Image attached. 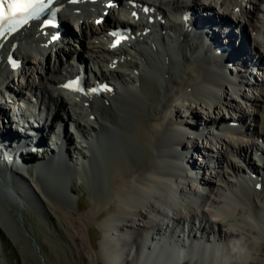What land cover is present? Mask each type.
Segmentation results:
<instances>
[{"label": "bare ground", "instance_id": "1", "mask_svg": "<svg viewBox=\"0 0 264 264\" xmlns=\"http://www.w3.org/2000/svg\"><path fill=\"white\" fill-rule=\"evenodd\" d=\"M122 2L120 11L123 14L127 13L123 7L124 2H129L136 4L138 9L147 8L148 14L154 10L158 15H163L166 24L162 31L170 30L177 39L161 35L162 44L154 46L146 42V37L140 36L131 44L125 43L113 49L110 45L112 41L106 39L107 29L116 24V17L109 14L111 10L103 16L100 14L101 10L91 9L88 4L70 8L62 0L69 16L66 18L65 13H62L60 25L64 27L70 24L84 37L85 41L78 36L74 40L85 53L93 54L91 66L97 68L98 79L117 81L109 95L86 99L65 90L63 81L75 72L70 68L67 73L66 68L70 67V63L65 59L64 64L61 59L68 53H74L76 49H71L67 41L60 45L49 44L58 34L55 33L54 26L33 25L3 45L5 54L15 45V55L25 67L20 69V78H17L22 83L14 81L11 84L17 87V91L8 90L9 98L0 93L1 109L16 111L18 108L14 100L29 107L31 103L29 98H25V92H43V102L37 98V103L44 106L42 112L40 110V117L47 112L49 119L56 115L58 119L74 122L81 137L71 134L70 130L66 131V137L76 154L74 160L73 153L69 152L67 157L70 158L66 161L64 154L47 147L46 143H50L53 137L46 141V123L39 124L40 120L37 122L39 131L43 130L41 134L31 132L28 128L18 134L2 125L0 178L6 181L5 178L10 177L13 187L6 190L1 187L0 190L9 195H16L18 191L21 193L18 196L22 195L19 197L24 201V196L28 194L21 190L22 186L25 188L27 184L40 189L38 181L43 172L52 176L51 172L55 171L53 175L57 176L59 185L68 196L69 179L81 178L88 173L95 156L92 147L97 144L105 145L103 138L107 137L111 153L106 157V183L102 178L104 169L101 167L98 169L102 178H99L98 193L96 196L89 194L92 204L90 211L79 218H74L69 211L61 213L66 227L78 240L85 237L83 226L98 218L102 219L98 220L97 227L101 237L98 252L94 254L99 263L143 264L141 260L145 258L149 264H179L174 257L179 256L183 258L181 264H242L248 259L246 254L230 253L225 248V243L236 244V241L233 242L236 231L247 234L256 232L258 239H264V159L251 158H256L253 152L257 153L260 149L257 141L260 140L264 145V70L255 77V81H262L261 84L246 81L242 86V78H237L239 84L234 83L237 80L226 78L222 69H211L210 61L196 62L197 53L204 52L199 44L194 46V43L182 42L180 45L175 42L183 31L178 23L185 12L198 7L206 12L211 8L214 15L231 19L230 22L235 21L239 27L243 24L246 38L253 47L254 54L257 53L260 58H255L256 63L264 67V0H246L245 4L240 0ZM114 9L115 6L112 10ZM148 17L139 19L137 29L141 32L149 30V35L152 34L151 31L159 35L157 30H153L158 28V24L148 25ZM96 22L100 25L96 26ZM45 31L49 33L48 37ZM153 41L156 44L159 42ZM223 43L227 45L225 41ZM129 45L133 47L138 62L129 59L126 51ZM164 51L167 53L164 54ZM51 59L54 62L51 63ZM4 61L0 63V77L6 73L2 69ZM81 62L83 63V59ZM161 62H166L165 67H161ZM239 69L242 70L240 65L234 72ZM158 76L159 80H156ZM9 83V79L7 82L2 80L0 86L7 87ZM251 84L253 85L250 86ZM244 88L251 91L252 97L242 91ZM233 96L243 104L239 105L241 103H237ZM7 99L13 103L10 104ZM18 111L26 116L30 115L26 109L20 108ZM211 113L215 119L221 118V123H228V116L240 117L250 128L249 133L226 127L221 134L205 135L209 149L206 151V144L203 145L200 138L194 142L193 135L189 132L194 131V122L201 121L200 125L213 123L209 121ZM187 116L191 117L184 119ZM88 131L95 132L92 133L94 136L87 134ZM33 143L36 145H32ZM199 143L202 148L199 154L188 157L190 152L187 149L195 144L200 148ZM26 144L20 152L19 148ZM80 144L85 145L81 151L78 150ZM7 151L14 152L12 158L26 166L24 172L15 175L4 155ZM40 151L47 155L41 159L48 161H29V154ZM203 155L217 158L211 162L213 169L218 166L217 170L210 176H193L194 180L186 177L180 169L181 165L185 161L188 166L193 165V162L199 163ZM233 155L239 157V161ZM55 156L62 157L58 166L54 165ZM74 161L77 163L71 167L68 163ZM240 163H246L251 170L255 167L260 172H255L253 178H248L244 165ZM103 210L108 211L106 216H102ZM172 222L177 226L185 222L188 229L192 225L190 232L180 235L186 243H191V249L178 251L180 243L177 242L180 240H174L171 230L166 231L172 228L166 226ZM165 241L173 249L164 247L163 244H167L163 243ZM181 245L185 247L184 242ZM146 251H149L151 257Z\"/></svg>", "mask_w": 264, "mask_h": 264}, {"label": "rangeland", "instance_id": "2", "mask_svg": "<svg viewBox=\"0 0 264 264\" xmlns=\"http://www.w3.org/2000/svg\"><path fill=\"white\" fill-rule=\"evenodd\" d=\"M193 4H196L195 1ZM75 47L72 46L71 49ZM132 62H138V60L132 58ZM161 63H159L161 67H165L166 62ZM124 72L129 73L130 71L124 70ZM62 73L63 70H61ZM156 80H159V76ZM248 95L252 97V94ZM235 101L240 102L239 105L243 104L240 99L235 98ZM123 125L125 124L123 123ZM87 133L91 132L88 131ZM120 139L122 140L121 137ZM103 142L105 145L100 144L99 146L97 144L95 148L92 147L95 156L89 169L90 172L87 170L88 173L82 175V179L77 177L69 179L68 196L64 194V188L59 185L57 176L53 175L56 173L55 171L51 172L52 176L43 172L42 178L38 181L40 189L23 183L26 187H21V190L27 192L28 195H23L26 198L24 201L19 197L22 195L18 196L21 206L16 204L14 194L9 195L0 190V264H101L96 260L94 254L98 252V242L101 237L97 227L98 220L102 219L98 218L91 224L83 226L85 237L83 240H78L73 237L72 231L66 227L61 213L69 211L74 218H79L80 215L90 211L92 204L89 194L96 196L100 187L99 178H103L105 181L107 176L106 157L111 153L108 145L109 138L104 137ZM43 151L29 154L27 156L29 161H36L37 163L45 161V158L41 159L47 157L46 154H41ZM36 153L38 154L36 155ZM6 157L8 162L9 160L15 162L11 166L15 175L19 173L21 168L24 169V165L20 164L21 162ZM252 157L257 160L254 156ZM68 160L67 158L66 161ZM101 167L104 169L102 178L98 172ZM8 187L11 189L13 186ZM15 190L19 189L15 188ZM18 194L21 193L18 192ZM107 213V210H103L102 216H106ZM256 215L260 216L259 213ZM234 233L236 234H234L233 242L236 241V244L226 242L227 251L233 254L238 252L246 254L248 259L242 264H264V239H258L256 232L247 234L236 231Z\"/></svg>", "mask_w": 264, "mask_h": 264}, {"label": "snow or ice", "instance_id": "3", "mask_svg": "<svg viewBox=\"0 0 264 264\" xmlns=\"http://www.w3.org/2000/svg\"><path fill=\"white\" fill-rule=\"evenodd\" d=\"M52 3V0H0V37L16 31L20 26L27 24L32 19H37L41 13ZM144 11H148L147 8ZM135 15V13H134ZM54 17V13H53ZM47 24H54L53 20L46 21ZM117 36L116 33H111ZM55 39V37H53ZM120 42L118 37L111 45L116 47ZM63 87L79 89V81L69 82ZM95 91V89H92Z\"/></svg>", "mask_w": 264, "mask_h": 264}, {"label": "water", "instance_id": "4", "mask_svg": "<svg viewBox=\"0 0 264 264\" xmlns=\"http://www.w3.org/2000/svg\"><path fill=\"white\" fill-rule=\"evenodd\" d=\"M25 169L26 168H21V170L19 171V172H24L25 171ZM5 180L6 181H4L3 179H1L0 178V189H1V187H3L5 190L6 189H8V186H11L10 184H11V182H10V177L8 178V177H6L5 178ZM8 185V186H7ZM23 187V186H22ZM24 189V188H23ZM10 190V189H9ZM18 193V192H17ZM16 196V204H19L20 205V200H18V194H16L15 195ZM24 199H26L25 197H24ZM21 206V205H20ZM149 248V247H148ZM152 249V248H151ZM147 255H149L150 257H151V255L149 254V251H146L145 252ZM179 254H180V252H179ZM174 255H177V254H174ZM175 257V261L177 262V263H179V264H181L182 262H183V258H181V257H176V256H174ZM154 258V257H153ZM142 262H143V264H149L148 263V260L146 261L145 260V258H143L142 260H141ZM160 264V263H159Z\"/></svg>", "mask_w": 264, "mask_h": 264}]
</instances>
